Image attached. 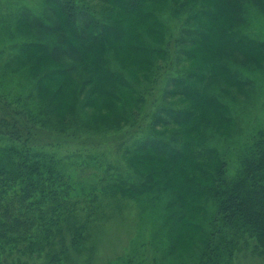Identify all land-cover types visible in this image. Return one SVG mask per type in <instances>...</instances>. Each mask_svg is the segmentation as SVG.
<instances>
[{
    "label": "trees",
    "instance_id": "16d2710c",
    "mask_svg": "<svg viewBox=\"0 0 264 264\" xmlns=\"http://www.w3.org/2000/svg\"><path fill=\"white\" fill-rule=\"evenodd\" d=\"M97 1L93 7L84 0H47L48 15L31 21L33 27L23 16L16 20L15 31L33 40L21 44L6 66L25 71L32 88L0 106V264H62L98 220L99 196L74 195L52 151L57 145L43 142L66 135L81 107L90 110L91 124L104 128L133 129L150 115L149 132L125 156L142 177L143 191L156 186L183 203L187 196L203 199L191 210L193 216L210 212L199 264H227L233 250L250 240L263 249L264 129L244 142L231 176L222 155L204 143L212 131L229 135L234 126L229 106L210 88L219 86L220 94L235 100L249 84L224 60L261 70L264 42L230 24L223 28L220 54L212 57L219 44L209 51L206 43L215 5L199 10L200 0ZM211 1L227 2L238 24L243 0ZM182 9L189 12L171 35L161 15L180 18ZM201 52L207 58L197 66ZM159 158L168 163L163 170L152 167Z\"/></svg>",
    "mask_w": 264,
    "mask_h": 264
},
{
    "label": "rangeland",
    "instance_id": "374dc122",
    "mask_svg": "<svg viewBox=\"0 0 264 264\" xmlns=\"http://www.w3.org/2000/svg\"><path fill=\"white\" fill-rule=\"evenodd\" d=\"M46 1L0 0V106L6 99L25 96L32 88L25 71L18 72L14 65H6L9 59L17 56L21 44L33 40L29 34L15 31L16 20L23 16L33 27L31 21L48 15L45 10ZM84 1L93 7L99 4L97 0ZM202 1H197L199 10L202 7L209 9V5L217 7V16L208 22L210 34L207 36L206 48L212 51L211 47L215 43L219 44L213 48L212 57L220 54L223 28L230 24L246 38L256 43L264 42V0L263 3L258 0L242 1L241 16L236 25L239 29L232 23L235 16L227 13L229 6H224L227 2ZM188 12L182 9L180 18L161 15L168 33L177 34V26ZM206 58V54L201 52L197 66ZM224 62L234 72V76L242 77L249 84L243 92L236 93L235 100L220 94L219 86L210 88L229 106L234 126L229 135L212 131L204 146L222 155L226 175L231 176L239 168L244 142L264 129V64L261 70H256L237 65V61L225 59ZM158 96L156 92L151 99ZM155 103L160 104L162 101L157 100ZM200 112L202 116L208 114L206 109ZM89 114L90 110L77 108L76 121L66 129V135L62 134L60 140L50 137L43 141L57 145L52 151L61 160L62 171L70 178L74 195L93 193L99 196L98 203L101 204L99 218L92 223L85 241L78 249L69 250V256L62 264L202 263L200 255L205 247V239L209 236L207 219L210 212L204 215L206 211L202 210V213L194 214L195 217L192 211L202 207L203 199L187 196L183 203L182 199L176 198L171 192L156 186L143 191L140 185L142 177L127 162L125 155L130 145L149 132L150 115H142L132 129L124 124L110 128L93 125L88 120ZM152 163V167L159 170L168 165L165 158ZM181 177L186 179L179 175L181 181ZM131 191H135L133 196ZM193 223L198 224V229H194ZM247 243L233 250L227 264H264V248L256 247L251 240ZM22 263L42 264L38 259H29L28 262L25 259Z\"/></svg>",
    "mask_w": 264,
    "mask_h": 264
}]
</instances>
